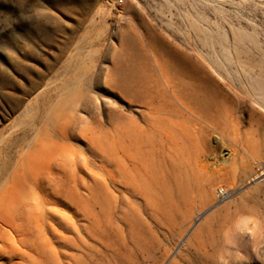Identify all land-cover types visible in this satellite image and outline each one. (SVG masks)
<instances>
[{"label": "rangeland", "instance_id": "374dc122", "mask_svg": "<svg viewBox=\"0 0 264 264\" xmlns=\"http://www.w3.org/2000/svg\"><path fill=\"white\" fill-rule=\"evenodd\" d=\"M0 264H264V0H0Z\"/></svg>", "mask_w": 264, "mask_h": 264}, {"label": "bare ground", "instance_id": "6f19581e", "mask_svg": "<svg viewBox=\"0 0 264 264\" xmlns=\"http://www.w3.org/2000/svg\"><path fill=\"white\" fill-rule=\"evenodd\" d=\"M184 107H186L187 109H189V107L188 106H186V105H184ZM133 180V178H130L129 179V181H132ZM154 182V184L156 185L157 183H159V184H163V181H161V180H154L153 181ZM164 187L166 188V186L164 185ZM136 189H138V188H136ZM159 189H163V187H159V188H157V187H154L153 185H152V192L150 193V199H151V203H153L154 204V206L155 207H158V208H160V209H162L161 207V205L162 204H168V203H171V206H173L174 204H175V202L173 201V199L171 198V196H168L165 192H163L162 193V190H160L159 191ZM164 191V190H163ZM225 195V194H224ZM224 195H222V196H224ZM173 202H174V204H173ZM173 204V205H172ZM170 205V204H169ZM163 209H166L167 210V212H168V210L169 209H167L166 207H163Z\"/></svg>", "mask_w": 264, "mask_h": 264}, {"label": "built area", "instance_id": "2783aa9c", "mask_svg": "<svg viewBox=\"0 0 264 264\" xmlns=\"http://www.w3.org/2000/svg\"><path fill=\"white\" fill-rule=\"evenodd\" d=\"M218 194L219 195H224L225 194V191L223 188H218Z\"/></svg>", "mask_w": 264, "mask_h": 264}]
</instances>
